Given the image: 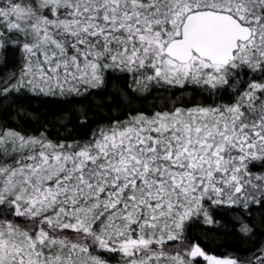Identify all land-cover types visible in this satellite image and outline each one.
I'll list each match as a JSON object with an SVG mask.
<instances>
[{
  "label": "snow or ice",
  "instance_id": "1",
  "mask_svg": "<svg viewBox=\"0 0 264 264\" xmlns=\"http://www.w3.org/2000/svg\"><path fill=\"white\" fill-rule=\"evenodd\" d=\"M0 70V106L37 124L0 120V264H264V0H0ZM220 210L243 250L193 239Z\"/></svg>",
  "mask_w": 264,
  "mask_h": 264
},
{
  "label": "trees",
  "instance_id": "2",
  "mask_svg": "<svg viewBox=\"0 0 264 264\" xmlns=\"http://www.w3.org/2000/svg\"><path fill=\"white\" fill-rule=\"evenodd\" d=\"M16 60L10 59L9 64H15ZM5 70H0V75L3 74ZM114 80L109 81V91L103 93V95L108 96L111 94L113 89ZM116 83H122V81H118ZM96 94H94L95 96ZM164 93L153 90L151 94H144L140 97L137 96H127L123 99L118 100V103L121 107L127 108H135L137 111H151L154 110L158 105L164 103ZM174 99L179 98L186 105H190L194 102V97L185 94L181 96L180 93H176L173 97ZM93 97L88 98L85 101H74L73 103L77 106L80 105H88L90 104ZM170 103V102H169ZM23 104L27 109V113L32 115L33 117H38L40 119H44L47 117L49 120L54 119L61 113L66 110L69 106L66 103H62L59 101V98H51V97H35L30 99L23 100ZM117 105H113L115 108ZM115 118V117H113ZM122 118V117H121ZM0 120H12L15 123L10 126H22L27 130H31L32 128L37 127L36 123L28 120L26 117L22 116L19 119L16 118L15 112H10L6 110L3 106H0ZM71 126H69L70 128ZM91 125L85 128H76L71 133L68 132L65 128H59V134L61 135H71L73 137H80L85 134L87 130H90ZM53 134H57V126L53 125ZM234 213L230 211L220 210L216 214V219L218 221H222L227 230H210L202 227L200 224H194L191 228V235L193 239L196 236L200 237V241L202 246L207 250L217 254V255H225L229 252L243 250V248L247 245L248 241L243 238L241 234H239V223L234 220ZM255 217V213H254ZM254 223H256L259 228V221L254 219ZM205 233L207 234V239H205ZM105 258L112 260V264H116L119 260V256L109 253H102ZM198 264H206V261L203 258H198Z\"/></svg>",
  "mask_w": 264,
  "mask_h": 264
}]
</instances>
